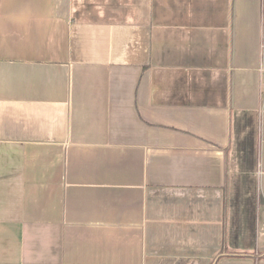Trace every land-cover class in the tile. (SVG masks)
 Segmentation results:
<instances>
[{
  "label": "crops",
  "instance_id": "crops-1",
  "mask_svg": "<svg viewBox=\"0 0 264 264\" xmlns=\"http://www.w3.org/2000/svg\"><path fill=\"white\" fill-rule=\"evenodd\" d=\"M0 264H264V0H0Z\"/></svg>",
  "mask_w": 264,
  "mask_h": 264
}]
</instances>
